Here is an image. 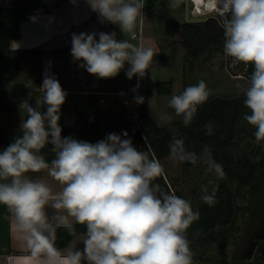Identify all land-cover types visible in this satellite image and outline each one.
I'll use <instances>...</instances> for the list:
<instances>
[{
	"label": "clouds",
	"instance_id": "1",
	"mask_svg": "<svg viewBox=\"0 0 264 264\" xmlns=\"http://www.w3.org/2000/svg\"><path fill=\"white\" fill-rule=\"evenodd\" d=\"M101 23L119 27L124 36L136 39L144 24L145 0H87ZM182 0H169L171 9ZM224 17V52L234 64L251 65L248 85L243 89L244 120L254 127L255 142H264V0H214ZM97 36L99 39L97 40ZM71 55L81 68L100 79L114 78L125 68L128 79L144 78L155 55L152 47L117 40L116 32L73 33ZM240 88V85H237ZM139 88L137 84L133 91ZM42 99L33 107L28 100L19 104L21 135L0 151V205L7 208L26 241L33 258L46 264H194V253L186 232L200 219L189 200L165 192L154 181L164 174L163 165L147 151H138L123 132L110 133L95 144L62 137L60 110L67 93L58 79L45 75L40 87ZM211 95L205 81L173 94L168 101L177 116L189 126ZM31 97V93H29ZM135 102L144 103L142 96ZM46 106V110H41ZM162 121L171 117L162 115ZM207 135L213 124L204 125ZM52 145L55 158L49 162L42 150ZM170 155L180 162L206 165L217 179L225 175L221 164L211 158L207 146L197 156L173 137ZM46 171L60 185L54 192L42 178L29 173ZM212 181H209L211 184ZM203 202L214 205L215 190L202 185ZM54 209L49 215L47 208ZM85 227L83 250L66 257L55 246L56 231L75 232Z\"/></svg>",
	"mask_w": 264,
	"mask_h": 264
},
{
	"label": "rangeland",
	"instance_id": "2",
	"mask_svg": "<svg viewBox=\"0 0 264 264\" xmlns=\"http://www.w3.org/2000/svg\"><path fill=\"white\" fill-rule=\"evenodd\" d=\"M190 4L192 5V3ZM191 5L186 8L181 4L178 8L171 9L169 0H145L143 9L146 17L143 24L145 33L143 34L142 44L152 47L155 55L145 77L140 78V86L143 94L152 92L148 99L150 116L158 126L165 127L167 124H173L182 119L169 107L168 101L173 94H179L186 87L203 80L211 90L209 100L230 98L243 94V89L247 87L251 75L247 71V66L243 63L234 64L232 58L227 56L224 51L214 55L210 60L200 58L192 64L190 69H187L188 54L182 44V33L179 30L174 35L168 34V21L171 19L180 22L200 21L214 15L220 19L224 18L218 12L197 17L194 11L191 12ZM121 36L122 39L127 38L133 44L140 43L137 38L132 39L130 35L125 37L121 33ZM160 54L165 55V61H161ZM128 67L125 64V68L114 78L100 79L99 85L101 88L109 85L114 92L103 96H86V104L82 111H98L101 115L109 118V121L120 120L123 115L128 116L137 113L135 100L124 94L129 86L137 85V76H134L131 80L127 78L126 71ZM38 78V71L35 70L34 64H25L21 75L6 88L9 97L12 98L11 90L15 85L27 84L34 89ZM161 83H165L163 85L165 87L164 91L169 88H171V91L158 93L157 89ZM237 85L241 87L238 88ZM105 90L107 89L105 88ZM101 99L102 105L100 106L96 101H101ZM20 102L21 99L16 102L18 111L15 113L0 111V130L20 129L22 120V114L19 110ZM162 115L170 116L171 120L162 121L160 119ZM107 124L110 126V129L108 127L106 129L107 134L115 133L122 136L123 132L126 131V127H123V124L118 121ZM109 130H111L110 133ZM254 131V127L249 125L243 118L230 148V152L237 159L248 155L259 165L252 186L243 187V197L237 199V205L244 208L236 217L238 231H236L235 236L239 239L237 243L230 239L227 244L220 246L218 243L207 240L205 233L195 235V241L198 244L196 250L198 259L194 261V264H263L258 259V255L264 245V142L259 145L255 142ZM80 141L88 142V139H81ZM6 148L7 146L0 147V151ZM147 152H151V150ZM185 162L174 160L171 155L160 161L164 168L165 179L172 188L171 192H180L179 196L189 200L192 208H196L203 203L202 196L204 192L201 190V186H207L209 193H211L219 180L214 173L206 172V165L203 162L198 161L188 168L185 167ZM210 180L212 181L211 184H209ZM234 187L238 188L239 184L235 183ZM3 210L4 206L0 205V212ZM257 240H259L260 245L255 252L254 249L258 244Z\"/></svg>",
	"mask_w": 264,
	"mask_h": 264
},
{
	"label": "trees",
	"instance_id": "3",
	"mask_svg": "<svg viewBox=\"0 0 264 264\" xmlns=\"http://www.w3.org/2000/svg\"><path fill=\"white\" fill-rule=\"evenodd\" d=\"M36 14L37 11L35 9L24 6L0 7V111L17 112L16 102L19 99L21 101L28 100L33 105L32 100L36 95V91L32 90L27 84L15 85L11 90L12 98L9 97L6 88L21 75L25 64L32 63L35 60L34 68L39 71L40 65L37 62L41 55L39 50L12 48V42L19 39L22 35V23L33 19ZM179 30L182 33V44L188 54L187 69H190L192 64L200 58L210 60L214 55L224 51V30L217 17H209L205 20L194 22H180L175 19L168 21V34L174 35ZM160 57L162 62L165 61V55L160 54ZM252 71L248 68L249 73ZM164 84L161 83L158 86V93L171 91V88L164 91ZM29 93H31V97ZM145 94L142 93L141 95L144 98V103L140 104L139 108L140 130L135 134H128L137 150H151L149 155L154 156L160 162L170 155L169 144L175 136L182 139L184 147L197 156H200L203 153V149L207 146L210 150L211 158L222 165L225 173L222 179H218L219 182L214 189L216 200L214 205L209 206L203 202L200 206L193 208L194 211H199L200 213V219L195 221L186 232L191 250L194 253L193 260L198 259L196 257L198 244L195 241V235L197 234L205 233L207 240L212 243H218L220 246L227 244L230 239L237 243L239 237L235 236L236 231H238L236 217L240 211L244 210V208L237 205V199L243 197V187L252 186L259 169L258 163L253 161L248 155L237 159L230 152L240 122L244 114L248 113V109L243 103L244 95L208 99L203 105L198 107L197 114L189 126L185 127L181 119L176 123L162 127L158 126L150 116L148 103L150 94H146V96ZM117 121L115 120V122ZM109 122H111L109 118L96 115L94 121H85L81 129L62 128L61 135L62 137L71 136L78 141L88 139L89 143L95 144L104 140L108 135L106 129L107 127L110 129L107 124ZM209 122L213 124L212 135H207L204 128V125ZM127 127L129 126L127 125ZM110 132L111 130H109ZM20 135V129L11 131L0 130V147H8L14 141V138ZM42 154L45 155L49 162L55 158L52 145L50 144L42 150ZM184 164L186 168L193 165V163L188 161ZM154 183H158L165 192L172 191L164 174L158 177ZM235 183L239 184L238 188L234 187ZM175 194L179 196L180 192L177 191ZM6 209L4 206L0 216L6 212ZM1 228L2 221H0V231ZM74 228L75 232L73 234H70L62 227L57 229L55 246L59 250L67 247L75 236L85 233L83 225L75 224ZM2 239V236H0V241Z\"/></svg>",
	"mask_w": 264,
	"mask_h": 264
},
{
	"label": "crops",
	"instance_id": "4",
	"mask_svg": "<svg viewBox=\"0 0 264 264\" xmlns=\"http://www.w3.org/2000/svg\"><path fill=\"white\" fill-rule=\"evenodd\" d=\"M206 1L203 4L199 3L198 0H182L181 4L188 8L192 3L190 9L192 13L193 11L196 13L197 8L201 7L203 13L216 11L220 14L214 0ZM2 6H24L37 11L33 19L22 23L21 37L12 42L13 49H37L41 53L37 60L40 65L39 78L36 87L31 88L36 91V95L32 100L34 107L36 106V100L42 99L40 87L44 79V68L52 60V71L49 76L58 79L63 90L67 93L65 103L60 110V127L64 129H81L85 121H91L89 120L91 114L103 116L98 111H82L86 104V96H103L114 91L110 89L109 85H105L107 90L101 88L99 85L100 78L89 74L85 68L79 66L82 62L74 60L71 55V39L73 33H111L114 31L117 40H122L119 27L109 22L101 23L97 13L91 10L87 0H0V7ZM143 33H145L144 28ZM35 63L34 60L32 64ZM126 91H124V94ZM96 102L100 106L102 105V99ZM41 110H46V106ZM28 175L32 178L44 179L54 192L60 190V185L52 180L46 171L29 173ZM47 211L49 215H52L55 210L49 207ZM0 221H2L0 236L3 238L0 241V264H46L43 257L36 259L31 256L26 241L17 228L14 217L7 209L6 212L1 214ZM83 238L84 233L75 236L67 247L60 250L61 256L66 257L69 252L76 249L82 251L84 248V244L81 242ZM57 264H67V262L61 260Z\"/></svg>",
	"mask_w": 264,
	"mask_h": 264
},
{
	"label": "built area",
	"instance_id": "5",
	"mask_svg": "<svg viewBox=\"0 0 264 264\" xmlns=\"http://www.w3.org/2000/svg\"><path fill=\"white\" fill-rule=\"evenodd\" d=\"M213 12L215 13L216 11H210V12H201V7L197 8V11L195 13V15L198 17L200 15H206V14H213ZM217 13V12H216ZM210 17H217V16H210ZM209 18V17H208ZM219 22L221 23V25L223 26V20L224 18H219L217 17ZM194 21H199V20H194ZM194 21H190V22H194ZM143 27L141 26L138 31H137V36L136 38L139 40L140 43L143 42ZM139 43V44H140ZM52 60L49 61V64L47 66H45L44 68V77L45 75H50L52 68ZM248 66H247V71H248ZM43 83V82H42ZM137 84H139V88L136 91H133V89L136 88V86H129L127 91L125 92L126 95L131 96L134 100L136 96H141L142 95V90H141V86H140V78L137 77ZM136 103V102H135ZM137 106V113L133 114V115H123L122 118H120V120L118 119V122L123 124V127H126L125 130L128 134H135L138 130H140V122H139V108H140V104L136 103ZM96 118V116L94 114H91L89 116V120L93 121ZM111 122H115V120L111 121ZM131 122V123H130ZM130 123V124H129ZM127 125L129 127H127Z\"/></svg>",
	"mask_w": 264,
	"mask_h": 264
},
{
	"label": "flooded vegetation",
	"instance_id": "6",
	"mask_svg": "<svg viewBox=\"0 0 264 264\" xmlns=\"http://www.w3.org/2000/svg\"><path fill=\"white\" fill-rule=\"evenodd\" d=\"M257 246H256V248L254 249V251L256 252V250H257V247L260 245V242H259V240H257ZM263 248H264V245L262 246V248H261V251H260V254L258 255V259L260 260V262H262L263 264H264V255L262 254V250H263ZM254 257V256H253ZM252 257V258H253Z\"/></svg>",
	"mask_w": 264,
	"mask_h": 264
},
{
	"label": "water",
	"instance_id": "7",
	"mask_svg": "<svg viewBox=\"0 0 264 264\" xmlns=\"http://www.w3.org/2000/svg\"><path fill=\"white\" fill-rule=\"evenodd\" d=\"M248 67H249L250 70H253V67L251 65H248ZM262 254L264 255V248L262 250Z\"/></svg>",
	"mask_w": 264,
	"mask_h": 264
},
{
	"label": "bare ground",
	"instance_id": "8",
	"mask_svg": "<svg viewBox=\"0 0 264 264\" xmlns=\"http://www.w3.org/2000/svg\"><path fill=\"white\" fill-rule=\"evenodd\" d=\"M199 3H203L205 2V0H198ZM206 2H209V0H207ZM216 5V4H215Z\"/></svg>",
	"mask_w": 264,
	"mask_h": 264
}]
</instances>
